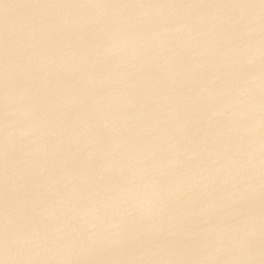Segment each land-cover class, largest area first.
I'll return each mask as SVG.
<instances>
[{
  "label": "water",
  "instance_id": "obj_1",
  "mask_svg": "<svg viewBox=\"0 0 264 264\" xmlns=\"http://www.w3.org/2000/svg\"><path fill=\"white\" fill-rule=\"evenodd\" d=\"M3 264H264V0H0Z\"/></svg>",
  "mask_w": 264,
  "mask_h": 264
},
{
  "label": "snow or ice",
  "instance_id": "obj_2",
  "mask_svg": "<svg viewBox=\"0 0 264 264\" xmlns=\"http://www.w3.org/2000/svg\"><path fill=\"white\" fill-rule=\"evenodd\" d=\"M0 264H3V261L2 260H0Z\"/></svg>",
  "mask_w": 264,
  "mask_h": 264
}]
</instances>
